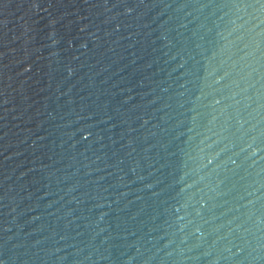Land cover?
<instances>
[{
  "label": "water",
  "instance_id": "1",
  "mask_svg": "<svg viewBox=\"0 0 264 264\" xmlns=\"http://www.w3.org/2000/svg\"><path fill=\"white\" fill-rule=\"evenodd\" d=\"M0 264H264V0H0Z\"/></svg>",
  "mask_w": 264,
  "mask_h": 264
}]
</instances>
